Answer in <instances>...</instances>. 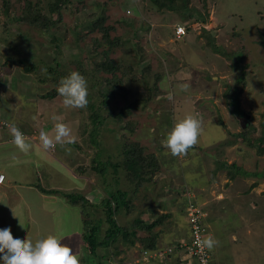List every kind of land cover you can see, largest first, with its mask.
Returning <instances> with one entry per match:
<instances>
[{
  "label": "rangeland",
  "instance_id": "1",
  "mask_svg": "<svg viewBox=\"0 0 264 264\" xmlns=\"http://www.w3.org/2000/svg\"><path fill=\"white\" fill-rule=\"evenodd\" d=\"M9 1L11 11L7 14L4 0H0V73L5 71L4 78L8 81L5 86H12L15 79L26 74L28 79L22 81L28 87L43 83L37 86L35 94L45 97L57 85L45 72V65L57 66L61 61L63 72L75 70L85 77L88 104L84 108L65 107L59 95L53 104L54 114L68 125L73 138L78 140L82 136L81 141L74 143L83 146L79 153L82 157L77 156V160L75 146L65 150L57 143L55 154L63 164L71 160L70 163L81 166L83 177L77 174V178L73 175L69 179L65 169L62 176L56 175L60 179L54 185L63 189L47 194L55 201L38 205L35 219L19 214L27 207H20L16 214L17 209L9 206L10 198L0 199V223L7 221L14 233L28 238L55 233L73 249L79 264H86L85 260L90 258L92 264H135L143 248L141 243L138 248L116 243L110 249L99 248L98 256H93L84 242L83 220L96 225L101 219L100 238H103L108 224L98 204L112 189L127 190L130 205L123 207L117 216L119 223L129 228L142 220L146 223L159 220L153 231L160 232V248L161 232L172 224L170 211L177 208L182 212L181 208L189 201L185 195L187 198L192 195V201L203 211L207 207L224 211L212 226L210 213H205L204 218L205 237L210 235L216 241L211 249L214 264H264V147L248 143L264 131V0H189L187 11L158 9L150 0H68L60 19L55 15L54 23L45 29L16 21L24 0ZM102 17L103 25L109 26L112 43H104L98 50L111 49L109 55L120 65L108 75L98 66L103 56L96 55L93 46L95 38H102L103 31L95 25ZM179 25L188 29L181 40L175 35ZM32 65L34 68L28 71ZM156 74H160L159 82ZM107 79L111 85L116 84L117 92L109 96L106 110H119L130 100L140 98L138 93H145V100L126 113L120 125L109 111L98 108L104 98L100 89ZM243 80L240 114H236L229 102L233 97L228 95L238 91ZM181 83H187L189 88L182 91L178 87ZM93 112L107 116L95 138L98 145L90 142V133L95 129L90 125V116L96 115ZM185 112L201 121V131L186 154L173 157L161 141L173 120ZM245 115L249 119L247 126L242 127L240 118ZM0 117L8 119L9 115ZM68 117L85 126L86 135H80V126L74 131L77 123L66 121ZM133 142L141 145L144 156H155V163L152 161L148 167L153 173L142 172L144 180L133 175L127 179L122 167L116 171L108 166L104 176L91 169L98 150L101 154L97 158L108 161L110 156L109 161L122 164L123 143ZM32 166L29 163L22 168L40 170L33 175L43 178L41 182L46 185V180H51L46 167L41 163H37L38 168ZM76 193L83 198L75 202V208H69L72 203L66 194ZM161 216H166L162 222ZM181 222L185 224L184 218ZM138 234L149 235L140 230Z\"/></svg>",
  "mask_w": 264,
  "mask_h": 264
},
{
  "label": "crops",
  "instance_id": "2",
  "mask_svg": "<svg viewBox=\"0 0 264 264\" xmlns=\"http://www.w3.org/2000/svg\"><path fill=\"white\" fill-rule=\"evenodd\" d=\"M4 73L3 72L0 73V116L7 114L9 115V118L6 119L5 117H0V174L1 173L5 174V179L3 183L0 184V195H1L0 199L6 201L10 198L11 203L9 206L10 207L12 206L11 207L12 209L13 208L17 209L16 214L19 212L20 207L23 208L27 207V210L23 212L20 211L19 214L21 216L26 214L27 218L30 217L29 220H31L32 218L35 219L37 217V215L34 212H35V208L38 205L45 203H47L48 205L50 203H54L55 201V200L52 201L50 198H48V196L50 195H47L48 193L41 191L38 186L40 185L42 188H45L46 190H48V188H52L56 191H58V189H63V186L56 187L54 185V182L56 183L55 180L60 179V178L56 179V175L62 176L63 175L62 170L64 171L65 169L67 170L69 179L70 178L73 179L74 178L73 175H76L77 178V174H79V177H83L81 172L82 168L78 165L75 166L74 163H70L71 160L65 161L66 163L63 164L59 160V156L55 154V152H57V150L55 151L57 143H54V146L50 148H44L40 143L39 130L41 128H44L49 134L50 132H54L53 121L49 119V114L55 113L54 105L58 101L59 97L54 99H49L43 96H38V93L35 94V91H37L38 89L37 86H41L43 83H32L31 87H28V84L25 81L26 79H28V77H26V74L21 75V78L15 79L14 82L12 83V86L11 84L10 86H5V82L7 83L8 81H6V79L4 78L5 77ZM22 79L25 80L22 81ZM37 100H41V102L39 101V103L37 104ZM32 103L34 107H32ZM57 116L59 117V115ZM66 121L76 122L77 127L74 125L73 130L77 131V128L80 126V135H82L81 123H78L76 119L73 120L72 118L69 117L67 118ZM13 124L17 126L18 129L23 134H25V138L29 141V146L27 150H20L12 143V135L9 129ZM81 140H82V136L78 140L74 139V142ZM74 142L71 144H63L62 149L67 150L70 147V145L77 147L78 150H76L75 147L73 148L76 154L75 158L77 160V156H80L79 153L80 150H82L83 146L78 147L77 145L78 143H74ZM49 149H51V151H49ZM32 162H35L33 166H32ZM54 162H58L59 164L56 166L54 165ZM29 163H31V166L34 168L36 167L38 168L37 163H41L43 166H45L47 169L46 175H48L49 178L51 177V180L49 181L46 180L47 184L43 185V182H41L43 178H39V177L37 178V176L34 177V175H36V171L37 174H39L40 170L34 169L35 170L34 171L32 169L33 171H30L29 169L26 170L25 168H22V165L25 166V164H29ZM33 189H35L38 192L39 198L36 196L37 192L33 191ZM188 194L190 195L191 192H188ZM185 197L186 199H189L187 198V195H185ZM13 198L15 199L12 202ZM190 199H193L192 195H190ZM15 202L17 203L18 206L14 204ZM186 203L183 205V208H181L183 209L182 212L180 210L177 211V208H174L173 211H170V213L173 214L172 224H170L169 228L167 227H165V229L163 228L164 233L161 232V243L162 241L163 243L161 244V246L162 245L171 246L180 241H187L189 239L190 229L188 226V218L186 215ZM163 207L165 208L164 212L167 213L168 210L166 208V205ZM69 208H75V206L72 204L69 206ZM204 211H203L204 214L210 213V216H212V221L210 222V226H212V223H217L219 221V215H222L224 213V211L222 210H217V208H211V207L209 210L208 207L207 209L204 208ZM60 212H62L61 209L59 210V213ZM15 217L16 216L14 215L13 220H15ZM182 218H184L185 224L184 223L182 224L181 222ZM139 245H140L139 242L136 243L135 248H138L137 246ZM140 257L141 254L139 255L138 259H140ZM194 260L195 259L193 258H188L184 251L178 250L175 253H173V255L166 257L164 260H160L161 262L152 259L146 263L147 264H196V260L195 261ZM136 263L139 262L136 261Z\"/></svg>",
  "mask_w": 264,
  "mask_h": 264
},
{
  "label": "trees",
  "instance_id": "3",
  "mask_svg": "<svg viewBox=\"0 0 264 264\" xmlns=\"http://www.w3.org/2000/svg\"><path fill=\"white\" fill-rule=\"evenodd\" d=\"M153 5H155L158 9H166L171 11H180V10H188V4L189 0H150ZM68 0H24V6L22 7V11L18 16H15L16 21L20 23H28L31 26L38 28V29H45L51 27V25L54 23V16L57 15L60 19L61 11L64 4H67ZM4 10L7 14H9V11H11V2L9 0H4ZM104 17H102L101 21H98L95 25L99 27L103 33H102V40L99 38L94 39L93 46L96 47V55L103 56V61H98L95 57L93 58L95 61H98L100 65H98L100 68L106 70L107 75L109 73H114L116 70L119 69L120 65L117 62L116 59L112 58L109 55V51L111 49H103L102 51L98 50L101 45H104V43L111 44L112 40L110 38V30L109 26H104ZM58 22V20L56 21ZM93 27V25H92ZM186 28V35H187V26H184ZM58 46V45H57ZM56 46V48H57ZM59 48V46H58ZM57 62V59H54L53 62ZM61 62V61H60ZM60 62H57V66H51V64H46L45 72L50 74V77L53 82L58 81V79L61 76L67 75L65 72H63L60 68L61 64ZM82 65L78 64V66ZM150 67V66H148ZM34 68V65L31 66V68H27L28 71H31V69ZM81 69L80 67L78 70ZM157 76V74H156ZM44 79V78H42ZM108 80V81H107ZM103 81V86L101 87L100 91L103 95V100L101 102V106H98V108L101 110L102 107L105 109V111H109V115L115 117L116 121L120 125L123 117L126 115V113L130 112L132 108H135L137 106V103L141 102V100H145V93H138L140 98L135 100H130L128 104L122 106L119 110L113 111V110H106L108 103H109V96H114L117 92L116 84L111 85V82L109 79ZM160 74L156 77V82H159ZM99 82V81H98ZM106 84H109L108 87H106ZM99 85H101L99 83ZM92 87H95L94 84H92ZM155 87V86H154ZM245 87V81L243 80L240 89L238 91H235L228 96L233 97L232 100L229 102L232 103L235 107V113L240 114V102H239V94ZM148 89H153L152 87H148ZM127 91V90H126ZM123 95L124 92L120 91ZM58 94L56 92V88L52 90L50 93H47L45 96L46 98L53 99L57 97ZM229 98V97H228ZM91 108H96L94 104L91 105ZM91 115V126L93 125L95 129L90 133L91 143H95L96 135L99 132V128L101 125L105 123V120L107 119V116L103 114H98V112H93ZM108 115V116H109ZM89 126V127H91ZM86 127L83 125L81 126V134L86 135ZM248 143L251 146H255L256 144H260L262 147H264V131L262 133V136L259 138H256L255 140H248ZM98 145V144H96ZM99 148V147H98ZM123 152L121 154L122 164L116 165L115 163L109 161L110 156H108V161H104L101 158H97L99 153V150L96 152L93 163L91 165V169L96 172L99 175H106L108 172V166L115 167L116 171H119V167H122L126 172V177H131L132 175L134 177H138L139 179L144 180L145 178L142 175V172L151 174V168L150 167L151 162L155 161V156L151 154H147L148 157L144 156L143 148H141V145L139 143L133 142V143H123L122 146ZM155 163V162H154ZM81 167V166H80ZM234 167H236L234 165ZM118 175V172H116ZM115 181H117V177L115 178ZM41 191L45 193H58V191L51 189L46 190L45 188H42L40 185L38 186ZM69 197L70 202L75 205V202L78 201V199L83 198L80 194H66ZM129 192L127 190L117 188L112 189L108 191L107 197H104L101 201L99 207H102L103 213L106 217V222L108 224V227L105 231L104 237L100 238V223L101 219L98 220V224L91 225L89 220H83L84 225L86 227L85 235H84V242L87 244V249L92 253L93 256H98V249H110V246L121 243L126 245L127 247H134L136 246V243H141L143 245V248L141 250V253L143 250H154L158 248V240L160 237V232L153 231L156 226L160 223L159 220H156L152 223H146L144 220L138 222L137 226H131L127 227L124 225H121L117 219V216L120 214L121 210L125 206H129L130 202L128 200ZM166 216H161V222ZM205 224V221H204ZM89 225V227H88ZM206 225V224H205ZM145 231L148 232L147 237L139 236L138 232ZM180 249H176L178 251ZM111 251V250H110ZM113 251V250H112ZM115 254V253H114ZM173 254H170L171 256ZM168 257V256H167ZM92 258H90L88 261L85 260L86 264H92Z\"/></svg>",
  "mask_w": 264,
  "mask_h": 264
},
{
  "label": "clouds",
  "instance_id": "4",
  "mask_svg": "<svg viewBox=\"0 0 264 264\" xmlns=\"http://www.w3.org/2000/svg\"><path fill=\"white\" fill-rule=\"evenodd\" d=\"M178 87L186 91L189 85L181 83ZM56 92L63 98L65 107L84 108L88 104L87 81L78 71L73 70L61 76L57 81ZM168 98L172 99V96L169 95ZM49 119L53 121L55 134L50 136L44 128L39 130L40 143L44 148L53 147L54 143L63 145L74 142L71 129L66 123L61 122L54 113L49 114ZM9 131L12 143L20 150H27L29 141L18 127L13 124ZM200 131L201 121L190 112H185L173 120L161 144L173 157L182 156L196 144ZM61 239L55 233L28 238L14 233L7 221L0 223V264H79V258L73 249L62 243ZM215 243L210 235L196 241L198 246L209 250Z\"/></svg>",
  "mask_w": 264,
  "mask_h": 264
},
{
  "label": "built area",
  "instance_id": "5",
  "mask_svg": "<svg viewBox=\"0 0 264 264\" xmlns=\"http://www.w3.org/2000/svg\"><path fill=\"white\" fill-rule=\"evenodd\" d=\"M177 39H181L186 35V28L183 25H179L175 30ZM25 136V134H24ZM5 174H0V184L3 183ZM186 214L190 225V237L187 241H180L171 246L158 247L154 250H143L140 259L137 262L150 261L152 259L164 260L176 249H180L186 253L187 256L193 257L197 264H214L211 250L200 247L196 244L197 240H203L205 238L206 226L204 224L205 214L196 203L189 197V201L186 206Z\"/></svg>",
  "mask_w": 264,
  "mask_h": 264
},
{
  "label": "water",
  "instance_id": "6",
  "mask_svg": "<svg viewBox=\"0 0 264 264\" xmlns=\"http://www.w3.org/2000/svg\"><path fill=\"white\" fill-rule=\"evenodd\" d=\"M241 119V125L242 127H246L248 123L249 116L245 115L244 117L240 118Z\"/></svg>",
  "mask_w": 264,
  "mask_h": 264
}]
</instances>
